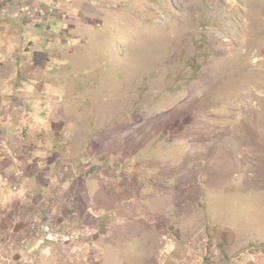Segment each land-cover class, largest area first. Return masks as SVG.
Listing matches in <instances>:
<instances>
[{
  "label": "rangeland",
  "instance_id": "374dc122",
  "mask_svg": "<svg viewBox=\"0 0 264 264\" xmlns=\"http://www.w3.org/2000/svg\"><path fill=\"white\" fill-rule=\"evenodd\" d=\"M11 1L0 0V127L31 123L44 177L73 181L76 214L99 227L46 237L142 241L154 264L195 251L202 264H264V14L252 0H74L69 13L50 0L20 15ZM19 84L50 86L20 91L43 101L34 118L18 95L4 106Z\"/></svg>",
  "mask_w": 264,
  "mask_h": 264
},
{
  "label": "crops",
  "instance_id": "0c3cea01",
  "mask_svg": "<svg viewBox=\"0 0 264 264\" xmlns=\"http://www.w3.org/2000/svg\"><path fill=\"white\" fill-rule=\"evenodd\" d=\"M25 1L12 0L10 12L17 15L25 11L39 12V9L43 10L50 0ZM73 3L74 0H68L66 4L59 7L69 13ZM58 22H60L59 26H63L61 21ZM64 27L71 26L65 23ZM37 29H39L38 26ZM39 86L19 84L12 88L7 87L9 93L13 92V95L11 99L4 100V106L9 110L18 109L19 107L13 105L12 98L14 95L21 98L20 91L25 93L37 90L36 92H39L37 98H39L41 93L43 95L50 89V86L44 84ZM34 97L33 95L32 98ZM21 101L24 106L22 105L19 109L27 114H30V105L39 107L43 104V101L24 102V99ZM32 115L31 113L30 116ZM45 119L47 118L40 120ZM9 122L0 127V264H154L155 247L142 241L136 246L130 243L109 244L111 243L109 242V247L107 243L104 245L100 243L99 235H93V238L98 239H94L99 243L97 247H87V240L71 241V243L47 241L48 232L45 228H50L53 234H73L76 237L82 232L95 233L99 227L95 220H93L95 224L91 225L92 222L85 223L84 215L76 214V207L79 206L80 201L69 197L73 181L60 179L56 181L55 178L44 177L45 167L41 161L46 154L38 152V147L41 146L38 141L34 147H31V142L36 139L35 134L32 136L30 130L24 131L22 128V125L29 126L31 123L20 121L18 118L10 119ZM49 153L52 151H47V154ZM83 192L82 189L79 194H82L86 204ZM79 222L83 224L75 231L63 230ZM134 248H137L138 255L132 252ZM169 249L172 250L171 253H174L173 247ZM159 256V264H172L165 258V254L160 253ZM193 257L190 254L184 255L180 258V264H202L203 260L198 251L194 252Z\"/></svg>",
  "mask_w": 264,
  "mask_h": 264
},
{
  "label": "bare ground",
  "instance_id": "6f19581e",
  "mask_svg": "<svg viewBox=\"0 0 264 264\" xmlns=\"http://www.w3.org/2000/svg\"><path fill=\"white\" fill-rule=\"evenodd\" d=\"M252 4H255L254 9L252 12L255 14L261 13L264 14V0H252ZM48 234H51V232L48 231ZM50 238H59L58 235H51ZM64 237H62V240ZM61 240V239H60ZM59 241V239H53V242Z\"/></svg>",
  "mask_w": 264,
  "mask_h": 264
},
{
  "label": "built area",
  "instance_id": "2783aa9c",
  "mask_svg": "<svg viewBox=\"0 0 264 264\" xmlns=\"http://www.w3.org/2000/svg\"><path fill=\"white\" fill-rule=\"evenodd\" d=\"M70 235V239L72 238L73 234H69ZM53 239H60V238H46L47 241L52 242Z\"/></svg>",
  "mask_w": 264,
  "mask_h": 264
}]
</instances>
